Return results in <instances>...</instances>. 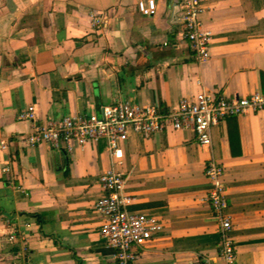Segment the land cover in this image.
Here are the masks:
<instances>
[{
    "label": "crops",
    "instance_id": "crops-1",
    "mask_svg": "<svg viewBox=\"0 0 264 264\" xmlns=\"http://www.w3.org/2000/svg\"><path fill=\"white\" fill-rule=\"evenodd\" d=\"M155 1L147 17L136 0H0V137L9 142L0 149V240L18 224L28 231L25 256L0 244V264H116L98 234L105 169L124 174L129 210L164 225L131 264H225L207 201L211 160L225 170L234 264H264V113L219 122L210 147L191 131L132 132L119 159L90 144L71 162L62 144L18 138L29 124L15 116L28 105L49 126L120 102L167 114L204 92H264V0H201V29L212 34L203 64L177 48L180 0ZM89 11L105 14L107 25L93 28Z\"/></svg>",
    "mask_w": 264,
    "mask_h": 264
},
{
    "label": "built area",
    "instance_id": "built-area-1",
    "mask_svg": "<svg viewBox=\"0 0 264 264\" xmlns=\"http://www.w3.org/2000/svg\"><path fill=\"white\" fill-rule=\"evenodd\" d=\"M136 4L144 16L155 15V0H136ZM179 6L181 16L178 36L181 39L177 48L190 60L198 64L206 63L210 58L212 34L201 29V0H180ZM88 16L93 28L105 26L109 21L105 14L98 15L89 11ZM172 41L173 38L167 37L163 46H168ZM252 112L264 113L263 91H255L250 96L237 95L231 98L215 97L204 92L191 100L184 99L178 109L167 114L159 113L153 106L120 102L104 107L100 116L68 115L56 125H44L33 105L25 106L15 118L29 124V128L18 136L19 139L30 146L45 144L58 147L62 144L70 155V161L74 162L75 155L85 154L90 144H101V149L112 158H121L122 145L132 132L149 136L166 130L191 131L196 134L199 144L210 147L211 129L215 125L228 117L246 116ZM8 145V139L0 137V149L8 150ZM10 171V165L5 164L2 172L9 174ZM224 175V168L212 160L207 163L205 176L214 184L207 201L219 224L221 236L218 255L225 264H234L236 248L226 233L234 227L235 222L227 213L229 204L226 199V185L223 182ZM98 180L105 191V197L95 204L100 216L99 239L114 249L116 264H131L140 254V248L162 233L163 222L159 216L129 210L133 199L123 192L124 174L105 169L100 173ZM27 242L28 231L25 224H18L15 229L4 233L0 240V244L7 247L17 245L24 256Z\"/></svg>",
    "mask_w": 264,
    "mask_h": 264
},
{
    "label": "rangeland",
    "instance_id": "rangeland-1",
    "mask_svg": "<svg viewBox=\"0 0 264 264\" xmlns=\"http://www.w3.org/2000/svg\"><path fill=\"white\" fill-rule=\"evenodd\" d=\"M153 240H154V239H153ZM153 240H152V241H153ZM152 241H151V242H152ZM151 242H149V243L146 244L145 246L141 247V248H140V252H141V250H142L143 248H145V247H146L147 245H149Z\"/></svg>",
    "mask_w": 264,
    "mask_h": 264
}]
</instances>
